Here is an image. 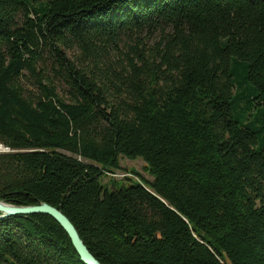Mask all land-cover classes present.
<instances>
[{
	"label": "trees",
	"instance_id": "16d2710c",
	"mask_svg": "<svg viewBox=\"0 0 264 264\" xmlns=\"http://www.w3.org/2000/svg\"><path fill=\"white\" fill-rule=\"evenodd\" d=\"M146 29L164 68L114 93L60 50ZM0 143V200L56 207L101 264H264V0H0ZM121 156L153 179L109 189ZM0 264L84 263L35 213L0 219Z\"/></svg>",
	"mask_w": 264,
	"mask_h": 264
},
{
	"label": "rangeland",
	"instance_id": "374dc122",
	"mask_svg": "<svg viewBox=\"0 0 264 264\" xmlns=\"http://www.w3.org/2000/svg\"><path fill=\"white\" fill-rule=\"evenodd\" d=\"M163 32L164 31L161 29H146L141 32L129 31L125 34H121L113 43L107 44L99 50L92 51V55L82 53L80 49L74 45L60 48V50L75 66L87 72L89 76L95 77L103 87H107L110 92L114 93L116 87L119 86V80H124L125 84L128 77L131 75L130 64L136 65V67L141 70L147 69V67H145L147 64H149L148 68H154L156 66L164 68V63L160 61L162 50H164L165 36ZM41 53L42 59L39 60L37 68L43 70L55 83L57 93L66 102H71L70 89L68 85L57 76L53 60L48 55V52H46V49L41 50ZM19 82L30 94L37 93L33 78L27 71H24V75L19 79ZM1 151H10V149L0 143V152ZM60 152L73 155L65 150H60ZM120 164L122 166L121 169L115 170L114 172H107V176L102 178V183L109 189H111L112 180L116 182H128L126 177L134 181L139 180V178L148 180L153 179V176L145 167V162L140 157L130 159L121 156Z\"/></svg>",
	"mask_w": 264,
	"mask_h": 264
},
{
	"label": "water",
	"instance_id": "95a60500",
	"mask_svg": "<svg viewBox=\"0 0 264 264\" xmlns=\"http://www.w3.org/2000/svg\"><path fill=\"white\" fill-rule=\"evenodd\" d=\"M42 213L54 218L68 234L80 260L85 264H101L89 252L71 221L56 207L42 202L37 205H14L0 200V219L12 215Z\"/></svg>",
	"mask_w": 264,
	"mask_h": 264
}]
</instances>
